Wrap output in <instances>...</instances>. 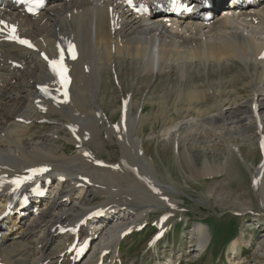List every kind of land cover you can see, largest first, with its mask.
I'll list each match as a JSON object with an SVG mask.
<instances>
[{"label": "bare ground", "instance_id": "obj_1", "mask_svg": "<svg viewBox=\"0 0 264 264\" xmlns=\"http://www.w3.org/2000/svg\"><path fill=\"white\" fill-rule=\"evenodd\" d=\"M51 4L34 18L24 17L10 3L5 6V13L19 21L22 34L32 38L36 48L0 42V177L46 164L52 174L41 185H56L57 191L34 198L27 223L20 218L26 208H20L13 218H6L7 226L0 224V261L78 264L73 254L62 255V245L72 237L58 230L68 223L77 225L94 210L102 213L81 228L92 238L109 224L115 229L128 223L136 227L154 208H170L178 190L171 177L162 181L155 174L154 159L147 155L149 140L157 141L166 153L174 151L179 162L184 158L192 178L237 177L232 163L238 154L250 176L243 187L247 201H233V219L254 212L253 223L263 222L264 4L245 9L220 0L221 8L209 21L200 13L171 20L141 17L121 0H89L81 8L68 9ZM65 40L80 49L71 63V98L63 105L45 101L42 110L37 90L48 71L40 54H53L57 43ZM105 98L113 105L117 98L129 100L125 122L121 107L119 121L115 114L108 115ZM147 103L158 108L146 113ZM44 118L47 121L41 123ZM148 122L153 130L147 138ZM158 122L162 123L157 131ZM105 135L118 142V159L103 156ZM244 140L258 149L260 165L244 154ZM61 175L67 179L60 181ZM99 194H104L102 202L90 205ZM213 195L216 202L224 201L223 195ZM4 201L0 196V213ZM16 215L21 219L18 228L19 220L11 221ZM163 223L159 231H166ZM115 229L98 242L100 253L86 264H98L102 252L118 242L121 234ZM194 230V242L203 255L212 234L203 222ZM242 243L239 237L232 240L227 253H239ZM154 249L153 254H163L158 246ZM113 257V264L122 262L118 251ZM168 259L163 263L171 264Z\"/></svg>", "mask_w": 264, "mask_h": 264}, {"label": "rangeland", "instance_id": "obj_2", "mask_svg": "<svg viewBox=\"0 0 264 264\" xmlns=\"http://www.w3.org/2000/svg\"><path fill=\"white\" fill-rule=\"evenodd\" d=\"M118 96L120 97L121 94L118 93ZM117 100L116 105L110 103L111 101L109 98H105L103 100V104L108 115H116H114L115 121L119 120V115L117 113L120 114V110L122 108V104L120 105L121 98H117ZM119 106L121 108H119ZM157 108V105L147 103L145 112L151 113ZM161 123H156L155 129H157V131L159 130ZM39 129L43 131L46 128L41 127ZM152 130L153 123L148 122L145 126L144 132L147 138ZM105 136L108 141V145L102 150L103 156L108 158L112 155L114 159H118V156L120 155L118 142L111 140L107 135ZM241 142L242 145L245 144L244 154L248 157V159L257 160L258 165H260L262 161L260 157L258 158V149L251 144L248 145L250 142L249 140ZM66 149L68 150L69 148L66 146ZM147 149L148 157L154 159L155 174H157L162 181H165V179L167 181L172 178V183H175L178 190V192L174 193L172 196L173 198H178V201L176 200L175 204L173 203L170 208H166L164 206L154 208V210L158 211V213L151 210L152 214L150 212V215L148 216L149 222L153 224V219L159 218L165 211H168L170 214L169 223L170 225H173L175 229H173L169 237L164 240L161 248L165 247L167 251L171 253V264H264V221L261 223H253V219H255L256 215L254 212H249L247 213L248 215L242 214L243 216H238V218L236 217L233 219L235 216L232 211L233 201H238L239 204L247 201L243 187L245 186L246 177L249 178L250 176L249 169H247V166L244 165L243 160L240 159L241 157H239L238 154H236L235 160L232 163L233 172H238L237 177H230L224 180L221 177L215 179H206L203 177L192 178L188 175V173H190V168L186 163V160L182 158L183 160L179 162L174 151L169 150L167 153L164 152L161 147H158V143L155 140H149ZM218 151L221 150L218 149ZM215 158L218 160L220 157L217 155ZM212 164H216V162L212 161ZM199 166L202 167L203 163L199 162ZM214 192H216L219 196L223 195L224 201L221 202V200H218V202H216L215 196H212V193ZM97 199L98 200L90 205L95 206L98 205L96 204L97 202H102L104 194L97 195ZM131 207L134 211L143 210V208L138 209L141 206ZM126 210H130V208H127ZM255 211H257V209H255ZM148 217L143 218L141 222H147ZM16 219L17 215L13 220ZM238 219H240V222L235 223V221L238 222ZM18 220L17 225H20L21 219ZM161 220V218L157 219L156 229L158 232L160 229L159 222ZM199 222H203L210 229L213 237L211 243L207 247V251L203 255L200 254V249L197 246V243L194 242V228H196V224ZM166 223L168 224L165 220V223L163 224L166 226V232L168 233L167 230L170 231V225H167ZM111 225L112 224H109L104 227H107V230L103 228V232H106L104 233L105 237H102V233V235L99 236L100 238L98 237V239L94 241V245L95 243L98 244L100 240L107 238L109 232L115 229V226H112V228ZM229 226H233V228L231 230H227ZM18 227L19 226H17V228ZM181 228L186 229L182 230V232L184 231V234L180 233ZM131 234H134V232ZM152 234L153 231L145 229L141 232H137L135 236H130L119 242L118 246L120 248L122 258L124 259V262L122 261L123 264H165L163 263V260H160L159 257L153 254L156 252L154 249L155 245L147 248V252H150L151 254H147L144 250L145 247L148 246L149 239L152 237ZM238 237L243 240V243L239 248V253L232 255L230 253L228 254V244ZM159 251L163 252L161 250ZM95 253L96 248L93 247L82 264H85V262H87L86 260ZM98 254H96L95 257H97ZM228 255H230V257ZM122 262H118V264H122Z\"/></svg>", "mask_w": 264, "mask_h": 264}, {"label": "snow or ice", "instance_id": "obj_3", "mask_svg": "<svg viewBox=\"0 0 264 264\" xmlns=\"http://www.w3.org/2000/svg\"><path fill=\"white\" fill-rule=\"evenodd\" d=\"M41 0H34V3H40ZM129 3H131V0H129ZM190 10V9H188ZM29 11H32V9L30 8ZM146 11V10H145ZM0 25H4L5 27H7V25L5 24L4 21L0 20ZM0 31H3L2 28H0ZM16 26H12L11 28V34L7 37L10 40H15L17 42H19L20 44L26 45L28 47H33V45L31 44L30 41L26 40V39H22L20 38L18 35H16ZM70 48H74V46L70 45ZM72 56L73 58H75V52H72ZM261 58H264V56H262ZM45 59L48 60L50 67L52 68V71L60 77V81L61 83L67 87V84L69 83V78L67 76V68L64 66L63 64V50H61V54H60V59L59 60H49V58L47 56H45ZM42 91H44L47 94V88H42ZM65 96H67V92L64 93ZM262 147H264V145H262ZM85 155H90V153H85ZM98 164H102L101 161H97ZM48 171L47 168H41V169H31L30 172L33 174H39V173H43ZM31 179V177H16L15 179L11 180L10 183L14 184L17 188L21 186L22 183H24L26 180ZM61 179H63V177H61ZM166 199V198H165ZM166 219V217H165Z\"/></svg>", "mask_w": 264, "mask_h": 264}]
</instances>
